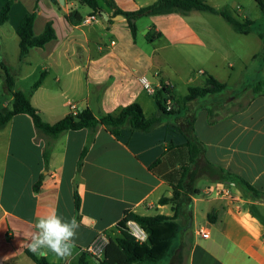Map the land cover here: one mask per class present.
Wrapping results in <instances>:
<instances>
[{
    "label": "crops",
    "instance_id": "0c3cea01",
    "mask_svg": "<svg viewBox=\"0 0 264 264\" xmlns=\"http://www.w3.org/2000/svg\"><path fill=\"white\" fill-rule=\"evenodd\" d=\"M113 1L116 7L131 11L156 0ZM6 2H0V8ZM37 5L36 0L15 1L7 23L17 7L20 14L13 32L7 34L12 37L8 40L0 35V60L5 65L1 55L10 43L19 64L32 66V57L40 60L36 63L45 77L28 95L46 123L54 124L68 116L71 104L78 111L88 108L98 117L137 103L150 117L156 105L139 83L142 76L153 85H168L178 99L187 94L188 87L196 86L185 82V92L178 95L175 85L164 79L163 61H156L154 49L148 52L138 45L137 36L133 40L125 19L107 22L109 19L92 16L94 21L87 25H70L65 19L69 12L77 11L83 19L91 16V10L81 6L87 8L81 13L74 0H64V6L49 0L44 9ZM99 6L112 17V9L103 2ZM32 12L36 15L34 35L51 22L55 38L42 48L31 49L20 61L15 29L22 17ZM194 12L181 17H150L144 38L153 42L156 38H147V32H159L160 18L166 17L176 26V45L205 48L213 41L222 43L218 29L210 22L190 21ZM250 55L249 60L256 59V53ZM238 58L239 69L228 64L229 71L214 74L209 71H217L219 63L210 57L207 70L193 81L203 86L209 75L224 83L226 90L198 99L190 107L172 101V111L178 110V114L164 118L148 133L122 129L112 135L99 126L80 165L89 138L86 129L67 131L51 141L38 133L24 114L0 127V264H35L25 251L30 250L36 222L54 210L65 218L75 217L80 225L73 254L67 258H58L50 251L33 254L51 264H76L98 233L108 238L117 236L115 226L126 211L171 217L172 205H159L158 201L170 198L172 189L178 187L182 199L173 207L179 232L170 254L158 264L164 260L171 264L172 256L176 258L173 262L182 260L184 264H264V61L259 71L255 68L247 76L243 73L246 59ZM162 98L168 99L165 94ZM188 113L194 116V135L200 149L193 161L185 137L174 125ZM48 143H52V150L45 165L43 149ZM205 163L244 181L261 196L253 198L234 183L207 176L202 170ZM40 176L39 190L34 192ZM74 192L80 200L78 212ZM149 211L154 214H147ZM208 214L213 222L208 221ZM205 230L208 236L202 237L200 231ZM178 249L181 258L174 252ZM90 259L94 258L88 257L87 264Z\"/></svg>",
    "mask_w": 264,
    "mask_h": 264
},
{
    "label": "trees",
    "instance_id": "16d2710c",
    "mask_svg": "<svg viewBox=\"0 0 264 264\" xmlns=\"http://www.w3.org/2000/svg\"><path fill=\"white\" fill-rule=\"evenodd\" d=\"M15 1L16 0H7L0 9V26L8 22L9 12ZM51 1L56 3V0ZM74 1L80 6H86L89 8L91 10V16H99V13L102 11L99 2H103L106 7L113 10L112 17L115 15H122L124 17L133 40L136 39L138 32L136 22L142 18L169 16L174 14L186 16L193 11L208 12L220 16L237 34L247 35L254 32L261 40L262 49L264 51V23L263 28H257L255 27V22L253 20L247 17L240 19L238 16H233L227 10H216L204 0H156L149 5L131 11H124L116 7L113 0ZM254 2L259 7L264 18V0H254ZM35 17V12L25 14L15 29L16 36L18 37V59L20 61H23L31 49L42 48L55 38V32L51 22H46L43 31L39 35H34L33 25ZM65 19L70 25H78L82 21V17L77 11L69 12ZM107 22H111L110 19ZM154 33V38L157 39L161 37L160 33L154 31H148L146 37L151 39L150 37ZM0 69L4 76V89L12 97L11 109L0 111V127L6 125L14 116L24 114L30 117L35 130L51 141L56 140L67 131L86 129L89 132V138L80 156L78 165H80L89 144L93 141L94 135L99 126H103L112 135H118L122 129L131 132L148 133L160 124L164 118L173 116L179 112L178 110L166 111V99L162 98L163 94L176 104L182 105V107H190L193 102L198 99L220 94L226 90V85L224 83H220L212 76L208 75L203 86L188 87L187 94L179 99L175 98L172 93L169 92L168 85L163 84L161 89L154 96L156 112L150 117L144 115L139 104L132 103L123 107L115 114L101 113L96 117L90 109L86 108L75 115L70 113L68 116L58 120L54 124H48L42 119L40 111L31 104L30 96L21 90L15 89L13 76L1 60ZM44 77L45 72L40 73L38 79L31 86L32 91L40 86ZM174 125L185 137V147L188 150L190 161H193L200 155V149H198V143L194 135V116L191 113H188L182 118L174 121ZM51 150L52 143H48L43 149L45 165L49 162ZM202 170L207 176L216 175V179L219 181L231 182L238 185L253 198L261 196L262 194L244 181L236 180L224 173L223 170L215 168L208 163H205ZM41 180L42 176H40L35 183L33 187L34 192H38ZM179 189L180 187L173 188L172 196L170 198L163 197L158 201L159 205H172L171 210L173 215L171 217L159 214L154 216H141L126 211L123 218L115 226L117 236L114 238H108V242L104 248L103 259L97 260L99 264H153L166 258L170 254L172 243L179 232V226L176 223L175 217L176 209L173 207V204H178V201L182 199ZM192 194H197V191H193ZM79 206V197L77 193L74 192V207L76 212H78ZM207 219L208 221L213 222L211 214H208ZM127 221L136 222L148 234V241L146 243L139 244L131 235H129L126 229ZM174 252L177 253L179 258H181L182 252L179 249ZM25 254L35 264H51L45 257H38L30 250H26ZM88 257L91 256L83 252L79 256L76 264H87L86 260Z\"/></svg>",
    "mask_w": 264,
    "mask_h": 264
},
{
    "label": "rangeland",
    "instance_id": "374dc122",
    "mask_svg": "<svg viewBox=\"0 0 264 264\" xmlns=\"http://www.w3.org/2000/svg\"><path fill=\"white\" fill-rule=\"evenodd\" d=\"M3 0H0L2 2ZM38 2L37 7L44 9L49 4V0H36ZM69 1V0H68ZM208 5L216 9L227 10L233 16H238L240 19L249 18L255 22V27L263 28L264 18L261 14L259 7L256 5L254 0H204ZM56 4H58L56 0ZM23 7L24 3L21 2ZM1 6V5H0ZM61 6H64L61 5ZM1 9V8H0ZM79 11L83 13L87 8L79 6ZM20 14V8L17 7V11L12 14L11 21L0 28V35L8 37V40L12 35V27L16 22L18 15ZM175 16H180L174 14ZM194 16L191 17L190 21H208L219 31V37L222 39V43L211 42V45L206 44L205 48L195 47L190 44H174L173 43V32L176 26L173 22L167 20L173 15H169L162 19L159 26L160 38L155 39L153 42H148L144 35L147 27L150 25L149 18H142L136 22L138 33H137V44L143 47L148 52L154 49L156 61H163L162 72L164 79L167 78L170 82L175 85L176 93L182 95L185 92L186 86H194L198 84L193 81L194 77H201L203 71L207 70L208 64L213 61H218L219 67L217 71L210 70L209 72L225 73L229 71L227 68L228 64H233L239 69V58L246 59V69L244 70L245 75H249L252 70L256 68L259 71V66L263 64V54L261 40L254 33L247 36L235 33L232 28L218 15H214L208 12H194ZM215 30V29H214ZM34 32V31H33ZM155 33L150 37L154 39ZM11 43L8 45V50L4 52L3 60L5 66L8 68L10 74L14 79V86L16 90H21L24 93H31L32 84L38 79L40 69L36 62L40 60L32 57V66H26L19 64L16 57H14L11 50ZM256 53V59L249 60L250 54ZM212 55V56H211ZM211 57V61L208 63ZM2 60V58L0 57ZM224 59V62H223ZM206 61V65L203 62ZM244 61V60H243ZM203 70V71H202ZM216 72V73H215ZM220 74V75H221ZM219 75V76H220ZM223 76V75H222ZM186 84L188 85H185ZM191 82V83H190ZM7 106L11 109L12 101L11 95L8 94L4 89V76L0 70V111L4 110ZM147 214H154V211H149ZM173 256L170 258L171 264H184L181 260L177 263L173 262ZM163 264H170L169 260H164ZM89 264H99L96 259H90ZM158 264V263H153Z\"/></svg>",
    "mask_w": 264,
    "mask_h": 264
},
{
    "label": "clouds",
    "instance_id": "9594fccd",
    "mask_svg": "<svg viewBox=\"0 0 264 264\" xmlns=\"http://www.w3.org/2000/svg\"><path fill=\"white\" fill-rule=\"evenodd\" d=\"M79 227L75 217L65 218L54 210L36 222V231L29 248L38 255H45L50 251L58 258L70 257L75 248Z\"/></svg>",
    "mask_w": 264,
    "mask_h": 264
},
{
    "label": "built area",
    "instance_id": "2783aa9c",
    "mask_svg": "<svg viewBox=\"0 0 264 264\" xmlns=\"http://www.w3.org/2000/svg\"><path fill=\"white\" fill-rule=\"evenodd\" d=\"M94 17L87 16L82 19L80 22L81 25H87L90 22L94 21ZM139 83L142 86L143 90L149 96H155V94L161 89L159 85H153L146 77L142 76L139 78ZM173 106V102L170 98L165 101V109L166 111H171ZM79 111L75 104L70 105V113L72 115L77 114ZM126 229L129 235H131L134 240L139 243H146L148 241V234L134 221H127L126 222ZM202 237L208 236V231H200ZM108 242V237L105 233H98L89 246L85 249V253L90 255L96 260H102L104 256V248Z\"/></svg>",
    "mask_w": 264,
    "mask_h": 264
},
{
    "label": "water",
    "instance_id": "95a60500",
    "mask_svg": "<svg viewBox=\"0 0 264 264\" xmlns=\"http://www.w3.org/2000/svg\"><path fill=\"white\" fill-rule=\"evenodd\" d=\"M57 2H58L60 5H63V4H64V0H57ZM99 16L102 17V18L105 19V20H108V19H111V20H113V21H122V20H124V17H123L122 15H115V16L109 18V17L107 16V14H106L105 12H103V11H101V12L99 13ZM76 120H78V119H76Z\"/></svg>",
    "mask_w": 264,
    "mask_h": 264
}]
</instances>
